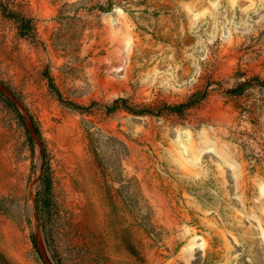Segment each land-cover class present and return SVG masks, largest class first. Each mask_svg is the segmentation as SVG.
I'll use <instances>...</instances> for the list:
<instances>
[{
    "label": "rangeland",
    "instance_id": "374dc122",
    "mask_svg": "<svg viewBox=\"0 0 264 264\" xmlns=\"http://www.w3.org/2000/svg\"><path fill=\"white\" fill-rule=\"evenodd\" d=\"M0 264H264V0H0Z\"/></svg>",
    "mask_w": 264,
    "mask_h": 264
}]
</instances>
